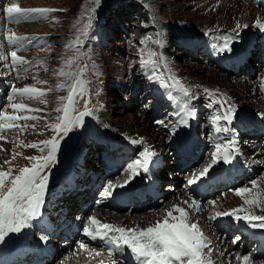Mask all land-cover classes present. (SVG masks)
Returning a JSON list of instances; mask_svg holds the SVG:
<instances>
[{
    "label": "rangeland",
    "instance_id": "rangeland-1",
    "mask_svg": "<svg viewBox=\"0 0 264 264\" xmlns=\"http://www.w3.org/2000/svg\"><path fill=\"white\" fill-rule=\"evenodd\" d=\"M17 2L19 1L17 0ZM85 2L86 0L23 1V7L50 8L57 11L47 14V18H40L38 14H34V19L23 20L16 24L19 27H16L14 31L18 32V35L31 38V43L25 42L19 54L34 63L26 65L24 68L27 70H22L16 78L9 77L4 82L0 80V108L11 103L7 97L11 94L12 84H15L17 88L31 85L45 91L49 88L53 90L47 92L44 97L29 99L25 95L23 98L19 96L16 98V102H24L31 108L40 109V111L20 113L38 117L36 120L20 121L21 124L29 125L26 131L22 133L16 130L6 131L7 140L2 141L4 151H0L2 159L0 165L7 169L9 165H5L4 161H11L13 175L18 174L21 167L31 166L32 161L25 157L45 154L41 153L39 148L17 146L20 140H23L25 144H39L40 141L49 140L58 135L50 125L56 123V117L61 115L54 109L61 104L57 98L66 96L67 90L55 89V85L64 81V78L58 77L54 73L64 67L65 59L76 54L75 49L69 50L66 45L77 39V29L81 26L77 24V20L83 15L86 22V18L90 14L84 12ZM253 2L256 6L258 5L261 12H264V5H259L257 0H253ZM201 3L193 0H100L91 29L86 35L80 36L83 45L80 48L81 59L78 64L80 67L88 65L89 70L84 74V79L90 83L87 85L88 93L83 98L78 97L77 113H74L78 114L79 111H83L87 103L88 108L92 110V115L85 116L83 126L74 127L61 141L56 162L44 170L43 174L48 175L49 179L44 197L43 215L32 222V228L25 229L22 233L10 234L13 241L10 246L2 245V251L1 249L0 251L2 253L9 251L10 253V264H22L23 261L26 264H66L67 262L76 264L79 261V259L71 261V253L77 243L71 247L62 244L68 239L67 236L71 238L69 234L63 233L61 236H55L49 233L51 237L45 242L41 237L48 233L42 230L50 225H58L61 230L67 227L77 231L74 242L80 239L83 225L79 223V227H77L78 220L76 218L79 213L85 210V205H82V201H74L76 198L73 193L80 192V199L83 202H88L89 205V210L87 209L86 213L91 214V209L95 206V201L100 198L99 194L101 193L99 192L107 179L122 184L119 181L127 173V164L135 160L137 153L143 148V145H132L130 139L136 137L125 133L123 129L121 130L122 126H130L129 121H136L139 129H143L142 123L147 121L152 127L162 129L163 133L165 131L167 136L165 135L163 138L164 143L158 145L157 158L160 166L155 170H159L158 175L151 181L153 184L156 182L159 189L155 188L152 194H148L150 186L145 184L143 189L138 191L144 195L140 198L139 194L135 195L145 203L146 208L137 206L138 212L136 213L130 208V204H125L121 205L122 207L119 206L121 209L116 211L118 214L134 217L138 213L153 212L150 209L160 211L162 214L164 210L168 209V207H164L165 201H169L172 197L175 198L173 194H176V190H184L190 173L193 174L205 162H208L209 156L204 157V154L210 153L216 136L209 119L213 109L208 107L209 97L203 91L205 87L199 86L200 83L196 81L195 76L185 72L186 81L182 82L190 88L195 96L191 103L195 108L196 116L190 120L189 126L185 127L184 131L181 130L184 129L182 126L173 131L168 120L170 118L172 124H176L177 118L174 115L177 107L176 101L168 98V90L147 79L144 75L145 70L140 65L139 52L141 48L145 47V44L140 43L142 39L151 36L154 41L159 34V38L165 41L164 47L160 48L152 41L146 42L147 47L162 53L175 75L177 68L187 71V66H189L202 67L203 70L197 76H205L206 69L215 67V62L210 59L214 43L209 41L210 32H208L209 34L205 33L203 31L205 29L201 28V25L204 24L199 25L204 17L202 14H208L200 13ZM1 30L2 28H0V33L3 31ZM238 34L239 39L232 45L236 52L242 51V55L235 56L228 53L229 60H226V64L231 65L223 70L215 68L221 76L235 78L239 82H248L254 79L258 81L255 84L259 85L264 73V36L258 38L247 30L238 31ZM3 42L5 52H10L12 46L7 45L6 41ZM237 64H239L238 67ZM93 65H95L94 70ZM159 67L163 70V64H160ZM4 72L6 69L1 64L0 74ZM37 81H48V83L41 84ZM65 82L70 83V81ZM227 83L229 82L227 81ZM229 85L231 84L229 83ZM248 87L250 90L252 89L251 86ZM212 90L220 91L218 87ZM250 94L253 92L251 91L249 96ZM172 95L179 96L180 94L173 91ZM42 100H47V103L41 102ZM214 107H218V105ZM236 108L238 109V107ZM237 116L238 118L229 126L232 130L221 135L225 140L233 137L232 139L237 143L243 144L241 147L244 161L241 159L237 165L248 174L257 168V164H254L256 159L247 157L263 147L260 144L256 148H251L252 144L248 141L258 138L261 143L264 142V133L259 131V128L264 126V120L258 117L252 106L237 112ZM122 121L124 124L121 123ZM158 121L164 123L161 124ZM32 125H35L34 129L31 127ZM188 134L192 136V139L187 140L189 139ZM151 135L149 134L148 138L154 140ZM40 147L43 145L41 144ZM13 151L22 153V155H18L15 160H12ZM177 155L176 161L178 160L179 165L174 160ZM184 155L188 161L182 160L181 157H185ZM249 164L255 166H249ZM160 167H162L161 172ZM212 173L215 175L221 173L229 178L228 183H219L217 177L213 178L215 185L219 183L217 189L215 186L214 190L212 188L214 191L212 200L216 202L223 198L225 193H229L230 189L245 187L249 181L247 176L241 175L239 170L237 173L228 175L227 170L222 171L220 167ZM212 173L211 176H214ZM263 177L264 168H261L252 180L255 179L260 184ZM142 181L150 182L142 176V178L131 180L130 184L124 187L128 189L141 186ZM168 188L172 190L169 191ZM89 190L92 192L90 196ZM158 190L161 194H158ZM85 192L87 197H85ZM163 194H167V196L163 198ZM209 200L207 198L200 199L203 203ZM234 229L231 232L221 226L215 230V233L218 234V237L223 234L221 241L224 240L229 244L236 240L233 243L236 250L242 255H249L253 264H261L264 261V251L256 245L257 238L253 236L248 243L240 242L242 236L239 235L238 229ZM258 231L260 235H263L264 229H258ZM256 248L259 249L256 250ZM252 251L255 252L250 255L249 253ZM205 252H207L206 249ZM40 254L42 255L40 256ZM0 257L4 258V254L3 256L1 254Z\"/></svg>",
    "mask_w": 264,
    "mask_h": 264
},
{
    "label": "snow or ice",
    "instance_id": "snow-or-ice-1",
    "mask_svg": "<svg viewBox=\"0 0 264 264\" xmlns=\"http://www.w3.org/2000/svg\"><path fill=\"white\" fill-rule=\"evenodd\" d=\"M100 0H86L84 4V12L90 13L85 22V17L82 15L77 24L81 25L77 29V39L66 45L69 50L75 49L76 54L71 58L63 61L64 67L58 69L54 74L58 77H63L64 81L58 82L55 85L56 90H67L66 96H59L57 99L61 101L54 111L61 113L56 117V123L50 125L53 131L58 135L53 136L49 140L40 141L38 143L25 144L23 140L19 141L17 146L39 148L41 156L25 157L32 161L31 166L21 167L18 174L13 175L11 161L5 160L4 164L9 165L7 169L0 165V245H11L13 243L10 234L22 233L25 229H30L33 226V221L43 215L42 209L44 205V197L48 186V175L43 174L44 170L57 160V153L60 150L61 141L73 130L74 127L83 126L85 116H91L92 110L88 108L87 103L83 111L77 113L78 97L83 98L89 91L87 85L90 81L84 79V74L89 70L88 65L80 67L78 61L81 59L80 48L83 41L81 35H86L91 29L95 18L96 8L99 7ZM57 11L50 8H29L22 7L17 0H3L0 7V17L4 19V23L0 24L3 29L0 33V49L5 48L3 41L7 45L12 46L10 52L0 51V61H5L4 67L9 71H14L19 74L22 66L31 65L33 61L27 60L24 56L19 55L21 48L25 42L31 43V38L18 35L8 24H19L23 20L34 19L38 14L40 18H47V14ZM257 27L264 29V22L256 21ZM247 28L248 25H240L237 23L236 29L233 30L235 35H220L215 37L219 43L213 44L212 47L219 53L232 54L234 49L232 44L239 39L238 31L241 28ZM153 41L151 36H146L140 41L145 44L140 52V65L145 70L144 75L149 81L157 83L161 88L167 91L169 99L176 101L177 107L174 115L178 117L175 128L183 125L189 126L190 120L196 116V111L192 105L195 99L190 88L174 74L169 62L162 53L148 49L147 41H152L160 48L164 47L165 41L159 38ZM43 63V62H41ZM163 64L161 70L159 65ZM75 65V68H73ZM95 65H93V70ZM26 71V68H23ZM98 74V73H97ZM65 81H70L67 83ZM41 84H46L48 81H37ZM53 89L49 88L46 91L38 89L34 86H24L17 88L15 84L11 85V94L7 97L11 103L6 107L0 108V141H6L4 135L6 131L16 130L24 132L29 125L21 124L20 121L29 119L36 120L38 117L21 115L20 113L36 112L40 109L31 108L28 104L16 102L19 96L23 98L25 95L29 99L46 96L47 92ZM179 93V96H173L172 93ZM204 93L209 97L208 107L213 109L210 115V123L217 134L216 142L213 145V151L210 153L211 162L202 170L194 172L188 179L189 185L198 184L202 181L206 184L212 180L214 176L209 175L210 169L214 165L233 164L237 155L241 154L237 142L232 139H224L221 134L228 133L232 129L229 127L233 121L238 118L237 109L234 104L229 103L226 99H222L223 94L218 91H213L208 88L203 89ZM41 102L47 103V100ZM218 105V107H214ZM11 109V111H9ZM264 115V114H261ZM223 122V123H221ZM163 124V121H158ZM33 129L35 125L31 126ZM15 143V141H13ZM132 145H143L141 151L137 153V158L126 166V171L130 174L129 178L122 184L108 183L103 189L105 198L112 195L115 188L124 187L131 179L141 173H149L150 165L154 166V157L157 155L147 144L143 138L130 139ZM43 147H40V145ZM0 151H4L3 145H0ZM18 155L13 151L12 160H15ZM264 164V161H261ZM251 187H241L235 191L237 196L244 200V205L239 208H233L227 211H219L215 213L216 217H229L235 222H243L241 227L251 229H264V215L253 214V208H259L264 211V188H260L257 180H252ZM215 205L216 201H211ZM184 205L195 208L199 211L200 205L198 201L192 200L183 201ZM173 212L178 215H173ZM86 236L92 240L105 241L107 251L110 256L119 255L129 259L130 264H215L211 258L213 249L209 247L211 241L204 235L199 227L198 221H192L189 212L181 205H173L169 209L162 220L156 221L147 227H131L125 228L114 224L102 222L95 215L89 216L86 226L83 228ZM43 241H47V236H42ZM236 241L234 240L233 243ZM81 249H87V245L80 243ZM207 249V252H205ZM95 255L99 256L97 252ZM235 260L238 264H253L249 255L241 256L239 253L235 255ZM101 264H104L101 261ZM111 264H120L119 260L113 259ZM264 264V261L261 262Z\"/></svg>",
    "mask_w": 264,
    "mask_h": 264
},
{
    "label": "bare ground",
    "instance_id": "bare-ground-1",
    "mask_svg": "<svg viewBox=\"0 0 264 264\" xmlns=\"http://www.w3.org/2000/svg\"><path fill=\"white\" fill-rule=\"evenodd\" d=\"M2 1L3 0H0V7H1ZM18 1L20 2L21 6L23 7V1L24 0H22V1L18 0ZM193 1L202 2L201 3L202 4V10L200 9V13H202V12L208 13L207 15L202 14V16H204V17H202V22L199 25L204 24L203 26L201 25V28L205 29L203 31H205V33L210 32L211 37L209 38V41L212 44L213 43L214 44L219 43V41H217L215 39V37H217V36L229 35V34L235 35L233 30L236 29L237 23H239L240 25H244V24L248 25L247 28L242 27L241 29H239L237 31L241 32L242 30L243 31L247 30L251 34L258 36V38H260L261 36L263 38L264 29L257 27L256 21L260 20L261 22H264V12H261L258 5L256 6L254 4L253 0H193ZM216 4H218V5H216ZM212 11H213V13H211ZM190 22L193 23L192 21H190ZM3 23H4V19L2 17H0V24H3ZM7 27H11L13 30H15L16 27H19V26L16 24H12V25H7ZM16 33H18V32H16ZM232 47H233V45H232ZM233 49H234V47H233ZM0 51H5V48L0 49ZM227 54L228 53H219V52L215 51V49L213 48L211 58L210 57L209 58L211 59V61L215 62V67H217V69L223 70L226 67H228L229 65H231V64H226V60H229V55H227ZM24 55H26V54H24ZM232 55L241 56L242 51L236 52L234 50ZM5 63H6L5 61H0V65L2 64L4 66ZM239 64H237L236 66L238 67ZM24 67L25 66H22V70ZM215 67L206 69V71H207L206 75L203 77L197 76L203 70L202 67L195 68V67H189V66H187V71H185L181 68H179V69L177 68L178 70L176 69V75L178 76V78L181 81L185 82L186 80L184 78V75H185V72H187V73H190L191 75L195 76L196 81H198L200 83L199 86H201L202 88L205 87V88H212L213 89V88L218 87L220 89V91L218 93L223 94L222 97L224 99H226L229 103L234 104L235 107H238V109L236 108L237 112H239V111H241V110H243L249 106H252L254 108V110L256 111L258 117H260L264 120V115H261V114H264V73H263V76L261 79V83H259V85L258 84L256 85L255 83L257 80H254V79L252 81L250 80L248 82H245V81L239 82V81H236L235 78H231V77L227 78L223 75L221 76L220 72L217 71V69ZM17 76H18L17 73H15L14 71H9L8 69H6V72L0 74V78H4V79H0V80L1 81L3 80L2 82H4V80L6 78H9V77L10 78H16ZM227 81L231 85H229V83H227ZM248 86H251L252 89L250 90ZM251 91L253 92V94H250V96H249V93H251ZM248 97H250V98H248ZM176 118L178 119V117H176ZM121 123L124 124L123 121ZM129 123H130V126L129 125L122 126L121 130L123 129L125 131V133L132 134L131 136H135L136 138H143V140L146 141L147 144L151 146L152 150L155 151L156 154H158L157 149L160 146L159 144L162 145V143H164L163 138L165 135L167 136V133L165 131L163 133L161 131L162 129L152 127V125L147 121L142 123L144 125L143 129L138 128V126H137L138 123H136V121H129ZM168 123L170 125V128H173L174 124H172L170 118L168 120ZM221 123H223V122H221ZM180 126H182L184 128V129H181L182 131H184L185 126H183V125H180ZM180 126H178L176 128H179ZM259 131H264V126H262V128H259ZM149 134H152L151 136L153 137L154 140H150L148 138ZM173 134H174V132H173ZM4 135H6V132L4 133ZM214 135L216 136L217 134L215 133ZM188 138L192 139V136L188 134ZM225 138H227V137H225ZM215 142L216 141H214V143ZM248 142H250L252 144L251 148H256L260 145V140L258 138L249 140ZM0 145H2V141H0ZM237 145L240 148L241 154L237 155L236 158L234 159V163L236 164V166L234 164L232 169L235 171V173H237L239 170L241 175L247 176L249 181L245 185V187H248L249 185L251 186L250 181L253 179V177L256 176V172L259 171L261 168H264V164L261 163V161H264V148L262 147V149L257 150L251 156L247 157L250 159H256L254 164L255 163L257 164V168L251 170V172H249L247 174L246 171H244L242 168H239L237 165V162L238 161L240 162L241 159L243 160V157H244L242 155V147H241L243 144L240 145V143H237ZM262 145L264 146V143H262ZM3 148H4V145H3ZM6 150H8V149H6ZM212 151H213V147L210 149V153ZM210 153L204 154V157L209 156V159H208V162L207 163L205 162L199 170H202L206 165H208L211 162ZM177 157H178V155L174 158V160H175V163L179 165V163H177L178 160L176 161ZM182 160L186 161L187 160L186 156H185V158H182ZM1 162H2V159L0 157V163ZM154 162H155L154 166L150 167L149 173H146V174L141 173L140 175L131 179V180H135L136 178H138V177L142 178V176H143L144 179L146 177L147 180L150 182L146 183L145 181H142L141 186H136L134 188L131 187L128 189H126L125 187H120V188H115L113 190L111 197L115 198V202L119 200L118 201V203L120 204L119 206L125 205V204H130L131 205L130 208H132L133 211L136 213L138 212V210L136 209L137 206H141L143 209L146 208L145 203L141 202L139 200V198H137L135 196V192L141 191L145 184L147 186H154V184L151 183V181L156 177V175H158L159 170H157V171H155V170L157 168H159V166H160V162L157 158V155L154 157ZM222 164L223 163L221 162L219 164L214 165L212 170L210 169L209 175H211V173L214 170L219 169L220 165H222ZM254 164H249V166H252V165L255 166ZM232 169L230 167L227 168V170L230 172ZM199 170H197L195 172H198ZM249 171H250V169H249ZM129 175L130 174L128 172L126 174H124L121 178V181H119V182L123 183L125 180H127L129 178ZM191 176H192V174L190 173L188 179ZM224 178L225 177L217 178V180L220 183L221 179L226 181V179H224ZM110 182L113 184H117V181H113L112 179L106 180L105 185L102 187V189L99 192V193H101V194H99L100 198L97 201H95V206L91 209V214L86 213V210L89 208V205H88V202L87 203L83 202V200L80 199V192L75 191L73 193V196H75V198H76V199H74V201H77V202L82 201L81 202L82 205H85V208H84L85 210H83L81 213H79L77 215V218H76V220H78L76 222L77 227H79V223H80V225L82 224L83 228H84L87 224L88 217L95 215L102 222L114 224L117 226H122L125 228H131V227H136V226L143 228V227L150 226L151 224H154L158 220H162L163 217L165 216L166 212L169 209H171L173 205H181V206L185 207L186 210L189 212L190 218L192 221H198L199 222V227L202 229L204 235L208 238V240L211 241V244L209 245V247H211L213 249V251L211 253V258L213 259L215 264H238V262L235 260V255L237 253H239L241 256H243L238 250H236V247L234 246L233 243L229 244L224 240L221 241V236H223V234L220 237H218V234L215 233V230L221 226H224L225 230L231 231V232H233L235 230L234 228L238 229L239 233H240L239 235L242 236V239L240 240V242L243 241L245 243H248V242H250L251 237L255 236L257 238L256 245H258V247H261V249L263 248V251H264V233H263V235H260L258 233L259 232L258 229L243 228V227H241V225L243 224L242 221L241 222H235L233 219H231L229 217L212 218L215 216L216 212L227 211V210H230L233 208H239V207L244 205L243 198L240 196H237L235 194V191L237 189H239L240 187L239 188L237 187L236 189L233 188L232 190L230 189L229 193H227V194L225 193L224 197L220 198L219 201H217L216 204L213 205L210 202L213 201L212 200V198H213L212 194L214 193V191H213L214 186H215V188H217L216 187L217 184L215 185L213 183V179L208 181V183H206V184L203 182V180L200 181L203 183V185H206V187L210 191L213 188V190L211 192H208L205 196L198 194L196 191H194L191 188L192 185H189L187 183V185H185L186 187H184V190H176V194H173L175 198L172 197V199H170L169 201H165L166 203L164 204V207L165 208L168 207V209L164 210V212L162 214L160 213V211H156V210L154 211V209H150V210H153V212L150 211V212H146V213H138L134 217H131L130 215H127V214L126 215L125 214L124 215L118 214L116 212L119 210L118 205L114 206L113 208L105 206L107 199L103 198L104 197L103 196V189ZM130 182L128 184H130ZM259 186H260V188H264V179L260 182ZM168 190L170 191L172 189L168 188ZM148 192L149 193L152 192V188H149ZM140 194L142 196L144 195V194H142V192ZM159 194H161V193L159 192ZM170 195H172V194L170 193ZM197 195H198V197H195ZM164 196H167V194H165V195L163 194V198H164ZM85 197H87L86 192H85ZM107 198H110V196ZM206 198L210 199V200L208 202H205V203L200 201V199L205 200ZM102 199H104L103 200L104 202H102ZM105 199H106V201H105ZM185 200L189 201V204L191 203L192 200L198 201V203L200 205L199 211H197L193 207H189L188 205H184L183 201H185ZM71 206L73 207V204H71ZM252 211H253V214H255V215H264V211H262L259 208H253ZM173 215H178V213L173 212ZM42 231L48 233V234H46V233L44 234V236H47L48 238L51 237V236H49V233H51L52 235H56V236H61V235H63V233L69 234L71 236V238L69 236H67L68 239L66 241H64L62 244L67 246V247H71L75 243H77L76 245H74V251L71 253V258H72L71 261L73 259L75 261H77L79 259V261L76 264H101V261H103L104 264H111V261L113 259L119 260L120 264H123V263L130 264V261L126 259V255H125V257H120L119 255L110 256L108 251H107L105 241H102L99 239L92 240L90 237L85 235L83 229H82V232L80 233V239L79 240L77 239L78 240L77 242H74V240H76L75 234L77 231H73L67 227H64L63 230H61L58 225H54V226L50 225V226H47ZM81 242H83L85 245H87L86 250L80 248ZM97 252L100 253L99 256L95 255V253H97ZM253 252H255V251H252L249 254L251 255V254H253ZM4 253H7V252H4ZM19 253H21V252H19ZM41 255L42 254H40V256ZM10 260L11 259L8 258L7 255L4 254V258L0 257V264H10ZM22 264H26L25 261H23ZM66 264H74V262H72V263L67 262Z\"/></svg>",
    "mask_w": 264,
    "mask_h": 264
}]
</instances>
